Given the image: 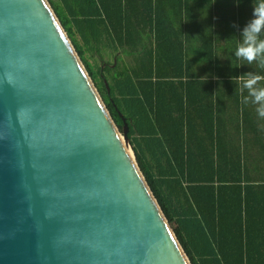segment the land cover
<instances>
[{
	"label": "water",
	"instance_id": "water-1",
	"mask_svg": "<svg viewBox=\"0 0 264 264\" xmlns=\"http://www.w3.org/2000/svg\"><path fill=\"white\" fill-rule=\"evenodd\" d=\"M0 264H191L48 0H0Z\"/></svg>",
	"mask_w": 264,
	"mask_h": 264
},
{
	"label": "trees",
	"instance_id": "trees-1",
	"mask_svg": "<svg viewBox=\"0 0 264 264\" xmlns=\"http://www.w3.org/2000/svg\"><path fill=\"white\" fill-rule=\"evenodd\" d=\"M48 2L117 128L125 134L127 126L140 171L190 263L264 264V172L248 171L246 158L232 153L220 171V142L207 137L219 128L214 90H235L238 69L185 75V48L161 39L159 17L143 0Z\"/></svg>",
	"mask_w": 264,
	"mask_h": 264
},
{
	"label": "crops",
	"instance_id": "crops-1",
	"mask_svg": "<svg viewBox=\"0 0 264 264\" xmlns=\"http://www.w3.org/2000/svg\"><path fill=\"white\" fill-rule=\"evenodd\" d=\"M150 15L157 14L154 26L161 39L172 38L177 47L185 48V75H232L262 72L254 63L247 65L235 57L236 41L252 18V0H143ZM146 13V12H145ZM145 29H150L149 25ZM149 39H156V32ZM231 41H226L231 39ZM206 40V41H205ZM181 52V51H180ZM176 60H183L181 57ZM232 62L241 64L232 67ZM262 83V82H261ZM264 84V83H262ZM243 94L246 95V92ZM239 89L226 86L214 90L212 102L219 101L218 133L208 134L219 140L220 171H228L227 156L245 157L250 172H264V119L257 116L255 105H241ZM238 112H241L240 115ZM237 116L234 118L232 116Z\"/></svg>",
	"mask_w": 264,
	"mask_h": 264
},
{
	"label": "clouds",
	"instance_id": "clouds-1",
	"mask_svg": "<svg viewBox=\"0 0 264 264\" xmlns=\"http://www.w3.org/2000/svg\"><path fill=\"white\" fill-rule=\"evenodd\" d=\"M252 18L241 32V37L236 41L234 50L237 60H243L247 65L256 64L262 72H249L232 77V81L240 90L241 105L251 103L259 118L264 119V0H252ZM231 39L226 41H231ZM241 64L232 62V67ZM246 92V95L243 94Z\"/></svg>",
	"mask_w": 264,
	"mask_h": 264
},
{
	"label": "rangeland",
	"instance_id": "rangeland-1",
	"mask_svg": "<svg viewBox=\"0 0 264 264\" xmlns=\"http://www.w3.org/2000/svg\"><path fill=\"white\" fill-rule=\"evenodd\" d=\"M70 40V39H69ZM70 42H71V40H70ZM72 43V42H71ZM72 45H73V43H72ZM73 47H74V45H73ZM74 49H75V47H74ZM76 50V49H75ZM77 52V51H76ZM89 55V57H90V53L88 54ZM81 58V57H80ZM110 60H112V59H110ZM90 62L92 63H94V61H93V59H91L90 58ZM83 64H84V62H83ZM84 66H85V64H84ZM85 68H86V70H87V67L85 66ZM87 72H88V70H87ZM89 73V72H88ZM89 77H90V75H89ZM91 78V77H90ZM120 132V131H119ZM120 134H121V137H122V139H123V141H124V143L126 144V147H127V149H128V151H129V153H130V155H131V157H132V159L134 160V162L136 163V165L138 166V163H137V159H136V156H135V153H134V150H133V148H132V146L130 145V142L128 143L126 140H125V138H124V134L123 133H121L120 132ZM139 167V166H138ZM140 169V168H139ZM170 226V225H169ZM171 230H172V232H173V234L175 235V237H176V234H175V231H174V229L171 227ZM177 239V238H176Z\"/></svg>",
	"mask_w": 264,
	"mask_h": 264
}]
</instances>
